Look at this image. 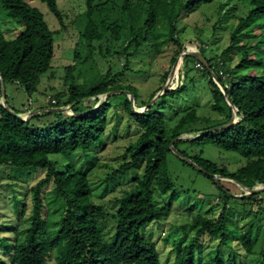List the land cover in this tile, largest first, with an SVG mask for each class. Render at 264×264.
<instances>
[{
	"label": "trees",
	"instance_id": "trees-1",
	"mask_svg": "<svg viewBox=\"0 0 264 264\" xmlns=\"http://www.w3.org/2000/svg\"><path fill=\"white\" fill-rule=\"evenodd\" d=\"M41 1L49 6L64 28V14L59 9L58 0ZM236 1L246 4L248 12L240 19L231 35L232 44L224 53L225 59L217 66L207 60L225 94L202 61L192 58L202 63L204 72L209 75L214 111L227 114L226 122L216 127L226 125L233 117L225 95L230 97L239 110L236 119L243 117V120L228 130L195 141H181L175 144V148L179 150L180 144L183 143L193 146L212 145L243 156L248 160L246 166L231 172L228 166L219 165L200 156L189 157L185 152L179 151L208 173L254 188L255 184L256 187L264 185V0ZM95 2L96 0H86L89 19L84 37L93 43L101 41L104 34L111 31L112 38L119 40V25L107 27L105 21H97L94 18ZM201 3L202 0H188L184 6L180 0H150L145 24L131 27L136 37L130 55H136L142 46L149 42L150 37L160 49V25L163 30L168 31L170 40L179 44L174 39L177 19L181 12L194 11ZM1 15L8 18V21H0V86L1 82L5 88L7 84L20 86L31 97L38 91L41 76L50 69L55 53V34L49 28L44 15L27 0H0ZM18 29H21L18 34L13 33ZM234 52L238 53L240 59L238 64L231 68L230 64L235 61ZM201 54L204 55L203 52ZM72 70L68 69L67 77V80L71 81L69 101H63L60 99L62 95H59V101L51 107L72 105L74 117L64 118L61 113L50 112L23 121L9 113L0 103V167L10 166L21 169L18 170L21 172L36 171L45 174L30 189L33 196L32 208L16 195L14 210L18 219L15 223L0 224V234H5L0 235V264H47L52 255L57 264H161L157 243L144 237L142 230L152 222H162L171 214V206L158 205L155 197V191L168 196L174 188L166 168L168 157L173 154L170 145L185 133H197L189 130L191 125L198 122L208 123L210 120L197 117L196 112L192 111L182 117L174 128H168L161 109L166 105L168 98H176L185 91V84L166 93L144 114L133 113L131 102L128 100L126 111L138 125L140 136L127 149L130 161L125 162L111 177L127 175L142 166L144 174L142 178L132 181V189L127 190L116 201V209L111 210L95 201L86 174L78 172L71 164L62 169L53 158H68L77 151L88 152L104 141L113 97L97 110H93V107L83 108L84 100L101 95L100 102H103L101 98L106 96L104 94L127 90L134 93L137 107L144 108L156 94L148 103L139 105L134 88L89 90L74 83L70 76ZM228 76H234V81L226 83ZM6 101L9 106L8 97ZM86 111L91 112L77 116ZM216 127L210 126L206 131ZM183 162L188 164L184 160ZM223 184L222 181L218 183L226 202L245 204L262 194L235 198ZM47 193L54 195L53 200H60L59 207L63 210L59 228L52 235L48 233L50 205ZM176 196V193L171 195L172 199ZM30 209L32 213L27 218ZM110 220L115 224L113 233L107 228ZM230 221V210L227 207L219 221L203 215L193 218L186 230L196 233L183 249L187 235L176 242V264H196V251L200 247L199 241L203 234L221 239L232 249L233 242L237 240L247 254H254L263 239V230L251 224L243 233H237L229 225ZM212 254L203 264H238L235 252L228 261L222 259L219 249ZM262 258L264 261V247Z\"/></svg>",
	"mask_w": 264,
	"mask_h": 264
},
{
	"label": "rangeland",
	"instance_id": "rangeland-1",
	"mask_svg": "<svg viewBox=\"0 0 264 264\" xmlns=\"http://www.w3.org/2000/svg\"><path fill=\"white\" fill-rule=\"evenodd\" d=\"M27 1L44 15L49 28L55 34V53L50 69L41 76L38 91L33 96L30 97L22 87L14 84L6 85V93H3L0 86L1 105L4 103V96L7 95L9 106H15L16 110H22L18 107V102H22L26 107L32 105L41 110L52 109L51 106L59 101V95H62L60 99L63 101H69L71 81L67 80V77L70 68L73 69L70 76L77 86H85L89 90L134 88L138 104H146L153 95H157L164 89L174 65L183 52H203L212 65H220L225 59L224 53L232 44V33L240 19L248 12L246 4L236 0H202L198 8L194 11L181 12L177 19L174 39L179 44L170 40L168 31L163 30L160 25L161 48L158 49L153 38L150 37L149 42L145 43L136 55L131 56L136 37L131 27H140L145 24L150 0H96L94 18L97 21H105L107 27L119 25L121 34L120 39L115 40L110 31L104 34L101 41L93 43L84 37L89 19L86 0H58L59 9L64 14V28L45 2ZM180 1L184 6L188 2V0ZM0 21L7 23L8 18L1 15ZM20 30H15L13 33L18 34ZM234 53H236L235 61L230 64L231 68L235 67L240 59L238 53ZM189 57L188 60H179L176 79L171 85L173 91L185 84V91L176 98H168L161 113L169 129L174 128L182 117L192 111L196 112L197 117L210 120L208 123L198 122L189 127V130L197 133L183 134V136H196L203 134L210 126L216 127L226 122L227 114L214 111L209 75L196 67L199 62ZM175 59L176 62H174ZM233 81L234 76H228L226 79V83ZM99 96L84 100L83 108H98L102 103ZM105 97L101 99L105 100ZM128 100L129 97L124 94L112 98V109L108 115L109 125L102 143L95 145L88 152L77 151L68 158L62 156L53 158L62 169H66L71 164L78 172L86 174L90 180L95 201L111 210H115L116 201L127 190L132 189L134 185L132 181L142 178L144 174L142 166L127 175L111 177L125 162L130 161L131 157L127 149L140 136L138 125L126 111ZM69 106L72 105L62 107L68 109ZM138 111L143 112V108H139ZM27 114L29 113L23 114L24 117ZM178 151L185 152L189 157L200 156L219 165L228 166L231 172L238 171L248 162L237 153L227 152L212 145L193 146L183 143L180 144ZM166 168L173 180L174 188L168 196L160 195L158 191H155V197L158 205L171 206V214L162 222H152L142 230L144 237L157 243L161 264H176L178 254L176 242L187 235L182 249L188 245V241L196 231H187L186 228L188 229L192 219L198 215L219 221L227 207L231 215L229 225L237 233H243L251 224L264 232V193L245 204L226 202L218 183L190 164L184 163L175 153L168 157ZM18 170L21 169L10 166L0 167V224L3 225L15 223L18 219V214L14 210L16 195L32 208L33 196L30 189L45 175L42 172ZM222 182L224 188L235 198L245 195L246 187L249 188L237 181ZM256 186L257 184L254 185ZM174 193L177 196L172 199L171 195ZM53 199V194L47 195L50 205L48 225L50 235L55 234L59 228L63 214V210L59 207L60 200ZM31 213L32 209L29 210L27 218L31 216ZM114 225L112 220L108 222L107 228L112 233L115 229ZM199 242L200 247L195 256L196 264L208 261L217 249L220 250L224 261H228L235 252L238 264H264L262 258L264 235L252 255L247 254L237 240L233 242V249L224 244L221 239L212 238L208 234H203ZM47 264H57L54 255L50 256Z\"/></svg>",
	"mask_w": 264,
	"mask_h": 264
},
{
	"label": "water",
	"instance_id": "water-1",
	"mask_svg": "<svg viewBox=\"0 0 264 264\" xmlns=\"http://www.w3.org/2000/svg\"><path fill=\"white\" fill-rule=\"evenodd\" d=\"M189 56L195 57L196 59H200L202 61V63L205 65V67L209 70L210 74L213 76L214 81L221 88V85H219L218 78L215 75V73L213 72L211 66L208 64V61L205 58V56L202 55L201 53H195V52L192 53L190 51H187V52H183L181 54L180 58L178 59V61L174 65V67H173V69L171 71V74L169 76L168 82L165 85L164 89L161 92H159L157 95H155V97L151 100V102L146 107L143 108V112L138 111L139 108L136 105V99H135L134 93H132L130 91H127V90H118V91H113V92L104 94V95H106L105 100L99 105V107L102 106V104H104L105 102H107V100L109 98H112V97H114L115 95H118V94H124V95H127L129 97V101L131 102L133 113H135V114H144L146 111H148V109L151 106L156 104L162 96H164L166 93L172 91L171 90V85L173 84V82L175 81V78H176L175 74H176V71H177V66L179 64V60L182 59L184 61ZM0 77H1V75H0ZM1 86H2L3 93H5V87H4V83L3 82H1ZM222 91L225 94L224 89H222ZM225 96H226V101H227L229 107L233 111V117H232V119H231V121L229 123H227L226 125L220 126V127L213 128L211 130H207L203 134H199V135H196V136H180L177 139H175L170 145V149L172 150V152L175 153L179 158H181L182 160H184L185 162H187L188 164L193 166L195 169H197L199 172L203 173L204 175L213 178L216 183H220L221 181L229 180V179H224V178H222L219 175L208 173L203 168H201L199 165H197L194 161H192L190 158L183 156L182 153H180L175 148V144H177V143H179L181 141H184V142L195 141V140H198V139H200V138H202L204 136H207V135H210V134H214V133H217V132H221V131H224V130H228V129L232 128L233 126L239 124L243 120V117H240L239 120L236 119L239 110L235 107V105L231 101L230 97L227 96V95H225ZM2 106L4 108H6V110L9 113H11L12 115H14L17 118L22 119L23 121H28L31 117H34V116H37V115H44V114L50 113V112L51 113H61L64 116V118H71V117L75 116L74 113H69L68 112L69 110L67 108L59 107V108L32 111L29 114H27L26 117H24L23 115L15 112L11 107L8 106L5 96H4V103H2ZM98 108L93 109V110H97ZM90 112L91 111H86L84 113L77 114V116L88 115ZM246 189H247V193L245 195L236 196V197H240V198H242V197H251V196H254V195H257V194L264 193V185H262L261 187H254V188H247L246 187Z\"/></svg>",
	"mask_w": 264,
	"mask_h": 264
},
{
	"label": "crops",
	"instance_id": "crops-1",
	"mask_svg": "<svg viewBox=\"0 0 264 264\" xmlns=\"http://www.w3.org/2000/svg\"><path fill=\"white\" fill-rule=\"evenodd\" d=\"M5 87V86H4ZM6 89V88H5ZM7 95L5 96V98L7 99ZM9 99V98H8ZM32 101V100H31ZM14 102H16L14 100ZM15 104V103H14ZM17 104H19V108H21L22 110H16L15 106H10L14 111H17V112H20L19 114L23 115L25 113H29V112H32V111H36V110H41V109H37L35 107H33L32 105L29 106V107H26L25 105H23L22 102H18Z\"/></svg>",
	"mask_w": 264,
	"mask_h": 264
},
{
	"label": "built area",
	"instance_id": "built-area-1",
	"mask_svg": "<svg viewBox=\"0 0 264 264\" xmlns=\"http://www.w3.org/2000/svg\"><path fill=\"white\" fill-rule=\"evenodd\" d=\"M198 69H200V70H203L204 69V67H203V64L202 63H198L197 64V66H196ZM2 80V78L0 77V81ZM222 88V87H221ZM223 89V88H222ZM55 104H56V102H55ZM68 110L70 111V112H72L73 113V110H72V108H71V106H69L68 107ZM30 113V112H29Z\"/></svg>",
	"mask_w": 264,
	"mask_h": 264
}]
</instances>
